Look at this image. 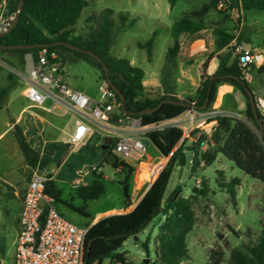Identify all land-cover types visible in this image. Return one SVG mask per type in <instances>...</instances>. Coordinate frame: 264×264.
Returning <instances> with one entry per match:
<instances>
[{
    "label": "rangeland",
    "instance_id": "1",
    "mask_svg": "<svg viewBox=\"0 0 264 264\" xmlns=\"http://www.w3.org/2000/svg\"><path fill=\"white\" fill-rule=\"evenodd\" d=\"M11 1L0 0V21L3 17L14 14ZM86 1L89 4L79 20L70 29V36L81 37L84 40L93 39L101 24L100 14L106 9L113 10L110 17L113 20L117 35L111 45V56L127 59L133 66L142 68L146 73L143 82L146 93L152 97L162 95L161 87L150 86L153 85L152 78L154 77L156 83H162L163 79L167 78L168 82L171 83L173 80L176 84L178 79H181L184 91L190 94L189 99L195 98L206 71L204 65L212 57H215L207 68V75L212 74L218 65L215 50V29L217 28H225L233 34L237 45L250 49L252 53L264 54V11H243L240 22L237 7L233 0H218V7L206 12L203 9L210 4L211 0H178L174 8H171L168 0ZM121 13H124V16L128 19L127 23L120 20ZM182 18L202 21L206 26V30L195 36L184 34L180 37L181 48L176 58V64L169 69L167 74H163L164 66L167 63L168 50L174 44L171 33L173 23ZM131 21H135L131 29L121 30L123 25H128ZM154 31H158V35L150 49L147 43ZM203 45H205V48ZM231 45H233V41ZM224 53L225 51L220 52L219 55ZM260 67H264V62L259 66L256 65V69H251L249 83L255 96L257 112L264 116V72L258 70ZM75 68L79 72L80 88L85 93L99 97V87L105 82L101 72L89 62L67 59L66 69L74 72ZM14 69L24 70L15 55L0 51V88L11 86L9 99H14L9 106V110L0 113V125L10 115L14 114L16 118L19 112L28 104L20 96L22 90L20 86L22 84L20 79L13 74ZM10 74L14 75L13 81H9ZM224 93L225 88H221L220 91L218 89L217 99L210 110L219 108L222 115L245 122L257 133L253 123L248 121L249 99L237 91L226 94L223 98ZM30 112L40 115L39 119L45 117L49 123H53L57 127L55 130L56 135L50 137L49 132L54 131V126H50L48 123L42 124V132L40 131V133H45L43 139L46 141H67L69 134L74 130L75 117L69 113L57 110L51 114L37 110ZM27 116L29 114H26L24 120L18 124L25 133L28 132ZM39 119L35 120L39 121ZM103 135L110 137L112 134L108 131L94 132L83 143L74 146L73 153L58 174L60 180L66 181L60 184L63 189L60 200L70 201L72 189L80 185L75 184L77 178L81 176L77 174V171L92 165L103 167V175L108 178L106 179L103 176L105 193L98 200L88 202L87 213L92 219H96L101 214L111 210L110 215L130 211L148 188L142 189L148 179L146 172H144L146 165L142 162L150 161V164H152L156 177L155 182L170 160V157H164L159 153L150 141L146 142L148 155L142 159V162L139 161L137 155H133L132 160L128 162L123 161L133 167V170L124 167L121 160H119L118 165H109L106 163L107 154L103 152L104 149H99L96 146L97 142H99V146L103 144ZM12 137L10 135L3 141L0 140V149ZM192 144L193 142L190 140H185L186 148L191 147ZM185 155L187 162L183 172L180 174V166L175 168L166 191V199L177 187L182 188L184 197H193L196 223L187 239L188 257L181 264H207L212 250L223 251V264H230L231 254L234 250L247 252L248 248L256 245L262 236L264 185L260 181L247 176L222 156H219L216 162L209 167L202 165L193 170L194 153L186 149ZM51 168H53V171L57 170L55 166H51ZM158 170L160 171L157 174ZM137 173H140L139 182ZM98 174L100 173L85 176L84 181L91 184V181L96 179ZM41 175L45 177L44 174ZM235 178L241 181V184L235 188L236 203L232 201L231 196L226 191L227 185ZM123 182L128 183L130 186L131 206L126 205L120 184ZM204 185L208 188L207 196L193 194L194 188L202 189ZM73 204L82 206L84 202L76 199ZM61 211L66 218L78 226H86L89 222L82 215L72 210H66L62 206ZM105 216L106 214L99 219L101 220ZM164 220L163 216L156 217L137 236L138 240L135 237H130L123 242L119 252L127 254V264H142L147 258L149 264H160L156 258L155 249L159 244V227ZM149 238V251H147L144 244ZM3 264L13 263L11 259H5ZM103 264H113V261L106 259Z\"/></svg>",
    "mask_w": 264,
    "mask_h": 264
},
{
    "label": "trees",
    "instance_id": "2",
    "mask_svg": "<svg viewBox=\"0 0 264 264\" xmlns=\"http://www.w3.org/2000/svg\"><path fill=\"white\" fill-rule=\"evenodd\" d=\"M237 7V13L240 18L241 11L258 10L264 11V0H233ZM20 0H12V10L15 14ZM171 8H174L178 0H168ZM86 0H25L24 7L20 13L16 26L7 33L0 34V47L8 46H30L29 49H16L0 51L5 54H13L18 58L21 67H25V56L28 54L37 55L42 47H49L52 51H58L67 60H77L93 64L105 79L103 66L87 52H92L104 61L109 69V75L112 83L120 90L125 98V110H120V115L138 117L143 120L145 126H151L158 123L173 120L186 111L188 106L164 103L169 100L174 102H184L200 109L207 97L209 87L212 85L210 104L204 111L211 109L215 103L220 86L229 84L234 90L241 92L247 98L246 91L252 87L246 80L245 74L239 65V59L234 57V47L231 45L235 36L229 33L225 28L215 29V50L218 59V65L215 71L207 75V68L212 59L204 65L206 70L199 89L194 99L179 100L174 93V82H168L163 79V93L159 97H152L146 93L144 86L145 71L140 67L133 66L127 59L115 58L111 56L110 49L117 32L114 30L113 20L110 17L113 10L106 9L101 14V24L95 37L90 40H84L81 37H71L70 29L81 17L84 9L88 6ZM218 0H211L210 4L203 9L204 12L218 7ZM234 8V7H233ZM120 20L127 23L128 19L124 13L120 14ZM135 21L128 25H123L121 30L131 29ZM206 30L202 21L182 18L173 23L171 33L174 39L173 47L168 50L167 63L164 66L163 74H167L169 69L176 64V58L180 51V37L183 34L195 36ZM158 35L154 31L152 37L147 43L151 49ZM66 43L73 47L80 48L84 52L74 51L60 45ZM54 44H57L54 46ZM219 55L220 52H224ZM151 53V51H149ZM251 69H256L253 65ZM264 72V67L258 69ZM14 75H9V81H13ZM11 86L0 88V111L8 103ZM156 109L153 114H141L144 110ZM118 116H114L112 122H116ZM217 126L214 130L212 140L213 145L208 149L202 150V143L206 141V136L202 135L197 142H193L189 148L185 147V141L173 153L174 149L183 138V131L177 128L165 129L160 132L150 133L152 145L165 156L170 157L169 162L162 170L156 181L144 195L139 204L131 211L125 214H114L104 217L91 226L85 244L84 264H103L106 259H111L119 264H127L126 253L119 252L121 245L115 246L111 243L114 239L136 237L143 232L148 225L158 216L165 218L159 227L158 246L155 249V255L160 264H181L188 257L189 248L187 239L196 223V214L194 211L193 197H184L182 188L174 189L172 198L166 202V191L172 178L175 168L179 166V155L185 153L186 149L194 153L193 170L200 166L209 167L213 165L219 156L232 162L247 176L260 181L264 185V135L261 132L262 125L264 129V116L258 112L256 119L252 108L248 107V121L252 122L257 133L245 122L227 116L217 117ZM28 133L25 135L19 125L15 126V133L18 139L20 149L24 155L26 166L29 172H38L44 174L46 183V192L49 194L56 205L58 211L62 214L60 206L82 215L89 222L90 226L95 220L86 212L88 202L98 200L104 193L103 174H98L96 179L91 181L88 187H79L72 189L73 198L82 200L84 204L80 207H74L69 202L60 201L61 190L54 188L52 173H45L50 166L59 168L66 163V160L73 151L74 146L63 142H46L40 135L42 123L35 121L31 116L26 120ZM197 132L194 133V136ZM101 149L103 144L96 145ZM113 147L109 146L103 152L107 154L106 163L109 165H118L119 157L113 152ZM121 164L133 170V167L125 162ZM161 170V169H160ZM157 174L159 173V171ZM156 174V175H157ZM126 200V205H132V196L128 183H120ZM221 184V183H220ZM241 184L240 179H233L226 187L227 193L236 203L235 188ZM224 187L223 184H221ZM208 188L204 185L202 189L194 188L193 194L207 196ZM264 201V195H263ZM264 213V209H263ZM150 238L144 244L149 251ZM224 253L220 250L210 252L207 264H223ZM145 264V263H142ZM230 264H264V222L263 232L259 242L248 248L247 252L234 250L231 254Z\"/></svg>",
    "mask_w": 264,
    "mask_h": 264
},
{
    "label": "built area",
    "instance_id": "3",
    "mask_svg": "<svg viewBox=\"0 0 264 264\" xmlns=\"http://www.w3.org/2000/svg\"><path fill=\"white\" fill-rule=\"evenodd\" d=\"M240 14L241 22L243 11ZM14 18L15 14H12L1 19L0 34L9 31ZM235 40L232 45L233 55L239 59L245 78L250 81L252 66L263 64L264 54L252 53L250 49L237 45ZM25 61L23 71L13 70V74L21 81L22 96L28 103L22 109V114H29L34 120L39 119V115L30 112L32 110L45 113L57 110L73 115L75 129L67 140L73 146L83 143L94 132L108 131L113 137L112 150L121 162L132 160L133 155H137L142 162L148 155L146 142H150V133L170 128L183 131L181 142L170 156L185 140L197 142L202 135L207 138L202 143V150L205 151L210 144H214L212 136L217 126V117L224 116L219 108L201 111L193 102L189 110L179 117L145 126L141 118L120 115L121 99L106 81L99 87L98 98H92L72 85L74 72L66 69L67 60L64 63L58 51H52L45 46L37 55H26ZM116 115L118 119L112 122ZM196 132L197 135L194 136ZM142 164L146 165L144 172L148 176L142 189L148 187L147 192L156 177L150 161ZM92 173L104 174V169L102 166L92 165L78 170L77 174L81 176L75 184L84 185V177ZM46 183L47 179L38 172H34L28 183L22 205L21 230L16 240L14 264H84L86 237L91 226H78L61 214L46 192ZM113 264L119 263L113 261Z\"/></svg>",
    "mask_w": 264,
    "mask_h": 264
},
{
    "label": "crops",
    "instance_id": "4",
    "mask_svg": "<svg viewBox=\"0 0 264 264\" xmlns=\"http://www.w3.org/2000/svg\"><path fill=\"white\" fill-rule=\"evenodd\" d=\"M214 71H215V69H214ZM74 72H75L74 78L71 80L72 85L81 89L80 88L81 84H80L79 72H78V70H76V68L74 69ZM152 79H153V81H152L153 85H150V86H154L156 88L157 87L163 88L162 83H160V82L156 83V81H154V77ZM20 87H22V85ZM221 88H225V93L223 95V98L226 94H231V93L236 92L234 90L233 86L229 85V84H225V85L220 86L219 91ZM174 89H175L174 90L175 96L179 100L184 101V100L189 99L188 96L190 94L184 91L182 84H181V79H178L176 84L174 83ZM161 90L163 93V89H161ZM88 95L92 98H98L92 94H88ZM20 96H22V91L20 92ZM13 101H14V99L13 100L8 99L7 105L4 107L3 110L0 111V113L4 112L5 110H9V106L11 105V103ZM49 114H51V113H49ZM24 116H25V114H22V110H21L19 112V115L16 118H15L14 114L10 115V116L6 117L5 121H3L4 123L2 125H0V140L1 141L6 139L10 135L13 136L10 139V141L8 143H6L5 145H3L0 149V264H3V261H5V259H11L12 263L14 264L16 240H17L18 234L21 230L22 205H23V201H24V198H25V195L27 192L28 183H29L30 179L32 178L31 175L34 174V172L31 174L29 172L27 166H26L25 158H24V155L20 149L18 139H17L16 133L14 130L15 126L20 124L21 121L24 120L23 119V118H25ZM28 117L29 116H27V118ZM39 121L42 124L48 123L50 126H54V131H50L49 136L53 137L56 135L55 130L57 129V127L55 125H53V123H49V121H47V119L45 117L40 118ZM74 129H75V127H74ZM27 130H28V128H27ZM41 132H42V129H41ZM73 132H74V130H73ZM23 133L26 135L28 132L25 133V131H23ZM44 134H45L44 132L40 133V135L42 137ZM89 136H91V134L88 135V137ZM106 138H113V137H112V135H110V137L103 135V137H102L103 141ZM46 142H59V141H55V140L46 141L45 140V143ZM63 143H68V142L63 141ZM97 145H99V142H97ZM73 151H72V153H73ZM71 154H70V156H71ZM66 162H67V160H66ZM63 166L57 168L56 171H53V168H51V166H50L45 172V173H52L53 174L52 178L50 180L53 182L54 188L56 190H61V191H63V189L61 188L60 184L66 182V181L60 180V178L58 177V174L61 171V169L63 168ZM138 175H139L138 176L139 177L138 182H139L140 173ZM103 176H104V178L108 179L107 176H105V175H103ZM103 182H105V180ZM89 185H90V183L86 182L84 185H79L78 187H76L74 189H77L79 187H88ZM62 194H63V192H62ZM76 199H78V198H76ZM76 199L73 198V196H72L70 203L74 207H80V206H75L73 204V202H75ZM60 201H62V200H60ZM62 202H69V201H62ZM138 202H137V204H138ZM137 204H135L133 206V208L128 212H131L136 207ZM62 207H64L66 210H70L65 206H62ZM60 210H61V206H60ZM110 213H112V210L105 212L104 214H101L94 221L98 222L100 220L99 218L101 216H103L105 214H110ZM94 221L91 223L90 226H93Z\"/></svg>",
    "mask_w": 264,
    "mask_h": 264
},
{
    "label": "water",
    "instance_id": "5",
    "mask_svg": "<svg viewBox=\"0 0 264 264\" xmlns=\"http://www.w3.org/2000/svg\"><path fill=\"white\" fill-rule=\"evenodd\" d=\"M24 3H25V0H20L18 6H17V11L15 13V18H14V21H13V24L11 26V28L9 29L12 30L18 20H19V17H20V13L22 12L23 10V7H24ZM1 36V35H0ZM60 45H64L65 47H68L69 49H72L74 51H79V52H84L83 50H81L80 48H76V47H73L69 44H66V43H58ZM57 45V44H54V46ZM1 49H4V50H16V49H29L31 48L30 46H8V47H0ZM88 55L92 56L94 59H96L102 66H103V69H104V72H105V81L108 83V85L110 86V88L119 96V98L121 99V102H122V110L124 111L125 110V104H126V101H125V98L124 96L122 95V93L120 92V90H118V88L112 83L111 81V78H110V75H109V69L107 67V65L104 63V61L102 59H100L97 55H95L94 53L92 52H87ZM61 58L63 59V62L65 63V58L63 55H61ZM211 93H212V85H210L209 87V91H208V94H207V97H206V100L203 104V106L200 108L201 111H204L208 108L209 104H210V97H211ZM246 94L248 96V99H249V103H250V106L252 108V111L256 117V119L258 120V112H257V107H256V100H255V96H254V93L248 89L246 91ZM164 103H173V104H178V105H183V106H188V107H191V105L187 104V103H184V102H174V101H169V100H166V101H163L160 105L164 104ZM156 109H147V110H144L141 114H153L155 112ZM259 125L261 127V132L263 133L264 135V129L262 127V125L260 124L259 122ZM113 144V139L112 138H106L104 139L103 141V149L106 150L109 146H111ZM157 149V148H156ZM157 151L159 152V150L157 149ZM160 153V152H159ZM165 157V156H164ZM186 162H187V159H186V155L185 153H180L179 155V166H180V174L183 172V169H184V166L186 165ZM148 192V191H147ZM146 192V193H147ZM145 193V194H146ZM144 194V195H145ZM174 194V191L169 195V197L167 198L166 202H168L172 196ZM144 197V196H143ZM142 197V198H143ZM141 198V200H142ZM140 200V201H141ZM139 201V202H140ZM138 202V204H139ZM137 204V205H138ZM136 205V206H137ZM125 213H128V212H124V213H115V214H125ZM114 215V214H113ZM108 216H111L110 214H106L105 217H108ZM97 223V222H96ZM95 224V223H94ZM93 224V225H94ZM136 240H138L137 236L135 237ZM126 241V238H120V239H114L111 241V243L115 246H118V245H121L123 242ZM144 263L145 264H149V259L147 258L146 260H144Z\"/></svg>",
    "mask_w": 264,
    "mask_h": 264
}]
</instances>
